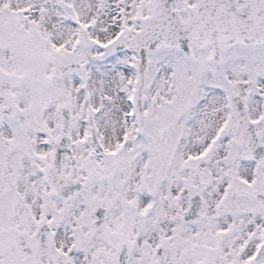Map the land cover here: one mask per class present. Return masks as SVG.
<instances>
[{
    "label": "snow or ice",
    "instance_id": "snow-or-ice-1",
    "mask_svg": "<svg viewBox=\"0 0 264 264\" xmlns=\"http://www.w3.org/2000/svg\"><path fill=\"white\" fill-rule=\"evenodd\" d=\"M0 264H264V0H0Z\"/></svg>",
    "mask_w": 264,
    "mask_h": 264
}]
</instances>
